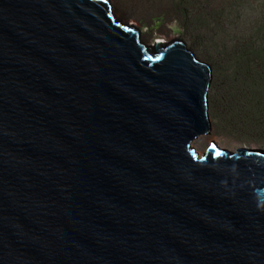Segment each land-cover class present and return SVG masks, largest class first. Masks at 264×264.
Returning <instances> with one entry per match:
<instances>
[{
	"label": "water",
	"instance_id": "obj_1",
	"mask_svg": "<svg viewBox=\"0 0 264 264\" xmlns=\"http://www.w3.org/2000/svg\"><path fill=\"white\" fill-rule=\"evenodd\" d=\"M210 81L108 0H0V264H264V153L191 145Z\"/></svg>",
	"mask_w": 264,
	"mask_h": 264
},
{
	"label": "rangeland",
	"instance_id": "obj_2",
	"mask_svg": "<svg viewBox=\"0 0 264 264\" xmlns=\"http://www.w3.org/2000/svg\"><path fill=\"white\" fill-rule=\"evenodd\" d=\"M142 41L180 40L210 69V132L192 142L264 153V0H108ZM177 28V30H175Z\"/></svg>",
	"mask_w": 264,
	"mask_h": 264
},
{
	"label": "bare ground",
	"instance_id": "obj_3",
	"mask_svg": "<svg viewBox=\"0 0 264 264\" xmlns=\"http://www.w3.org/2000/svg\"><path fill=\"white\" fill-rule=\"evenodd\" d=\"M175 30H177V28H175ZM200 155V154H199ZM202 156H205V155H202ZM202 156H200V157H202Z\"/></svg>",
	"mask_w": 264,
	"mask_h": 264
}]
</instances>
